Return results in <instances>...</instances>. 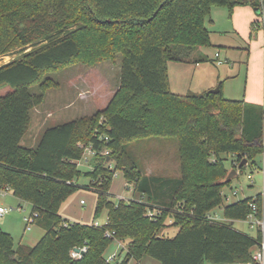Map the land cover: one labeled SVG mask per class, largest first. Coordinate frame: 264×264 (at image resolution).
I'll return each instance as SVG.
<instances>
[{"label":"trees","instance_id":"obj_1","mask_svg":"<svg viewBox=\"0 0 264 264\" xmlns=\"http://www.w3.org/2000/svg\"><path fill=\"white\" fill-rule=\"evenodd\" d=\"M264 10V0H0V58L21 51L0 66V191H10L32 206L45 233L35 246L15 245L0 225V264H128L150 258L159 264L251 262L257 238L234 227L264 195L225 204L223 190L233 168L247 160L251 173L264 154V106L214 94H175L170 62H186L198 48L211 47L206 22L213 8ZM28 47H32L28 52ZM122 56L119 88L107 107L94 115L48 128L34 148L22 142L32 111L56 85L45 75L73 64L95 66ZM39 92L33 93L32 88ZM102 121V122H101ZM142 137L174 138L180 176L141 174L127 143ZM92 148L91 169L78 162ZM109 155H103L104 151ZM112 163L114 165H112ZM124 173L134 195L146 200H110L113 178ZM90 178L97 194L95 217L107 211L103 226L73 223L60 214ZM237 175V176H238ZM222 208L228 223L206 216ZM156 211L153 216L149 211ZM172 226L175 237L159 235ZM113 233L109 238L106 234ZM126 244L125 257L105 256L115 241ZM87 246L80 259L75 248Z\"/></svg>","mask_w":264,"mask_h":264},{"label":"rangeland","instance_id":"obj_2","mask_svg":"<svg viewBox=\"0 0 264 264\" xmlns=\"http://www.w3.org/2000/svg\"><path fill=\"white\" fill-rule=\"evenodd\" d=\"M229 17L231 16L228 9L213 8L206 22L213 45L195 49L188 55L186 62L169 63V79L170 84L172 83L171 90L173 93L180 95L203 94L218 87V83H222L225 98L244 100L247 88L248 90L249 88L256 90V86L251 82L249 83L247 79L246 53L244 51L243 53L242 51L229 53L219 47L220 44L218 43L221 40L218 31L223 29L226 31L227 29L232 32L230 29L232 23ZM255 28L256 30H263L260 17ZM226 36L228 39H233V35L228 34ZM257 39L261 41V35ZM31 48L28 47L26 51L28 52ZM217 52L221 53L224 62L222 66L212 61ZM20 53L21 51H18L1 57L0 66L14 60ZM121 62L122 56L119 55L114 62L107 60L95 66L73 64L47 73L45 78L51 80L56 87L47 90L44 103L32 111L31 128L22 145L35 147L48 128L92 116L97 111L106 108L119 88ZM7 91L8 88L0 93ZM32 92L38 93L39 88L33 87ZM126 148L139 164L142 175L180 176L179 146L176 139L142 137L127 143ZM90 157L86 155L82 161L78 162L79 169L83 174L91 169ZM233 160V157L229 156L225 161L229 173L233 170ZM112 165L114 164L112 163ZM258 176L260 175L257 171L251 174V171L246 169L242 174L235 177L232 183L223 190L225 204H233L245 198L256 196L260 185V177ZM90 184V178L82 175L76 182L77 191L62 205L60 213L63 218L73 223L92 225L98 222L100 226H103L107 223V211L104 210L98 217H95L97 194L90 187ZM233 192H237V194L234 195ZM132 199L146 200L139 194L134 195V185L126 182L122 171H117L111 185L110 200L117 204L122 200ZM0 206L13 209L9 214L0 217V225L2 227V223L10 224L15 230L16 235L12 234L11 236L16 246L21 241H23L22 244H26V239L30 235L38 234L40 237L41 233H44L36 224L32 225V231L26 230L24 217L32 215L31 205L16 198L12 192L6 191L5 194L0 192ZM153 213L156 214L157 212L154 211ZM212 213L223 218L222 208H217ZM166 223L169 227L162 229L159 235L169 238L175 237L179 229L172 226L171 220H167ZM234 227L252 237L256 236V231L245 222H236ZM119 243L125 248L124 251ZM126 249V244L117 240L109 246L105 256L120 255L123 251L124 253L120 257V260H123ZM153 262L150 258H144L139 264H159L157 261Z\"/></svg>","mask_w":264,"mask_h":264},{"label":"crops","instance_id":"obj_3","mask_svg":"<svg viewBox=\"0 0 264 264\" xmlns=\"http://www.w3.org/2000/svg\"><path fill=\"white\" fill-rule=\"evenodd\" d=\"M229 19L232 23L231 28H230L232 32H229L227 29L226 31H224V29L222 31L221 30L218 31V34L220 35V40H221L218 43L220 44L219 47L223 51H226L229 53H233L235 51H242V53L244 51V53H246L247 79L249 83L251 82L254 86H256V90L255 89L252 90L250 88L248 90L247 88L245 99L238 100V101H244L245 103L252 104V105L264 106V33H263V30L262 31L256 30L255 28L256 23L259 20V16L257 15L256 11L251 6H244V7H236L233 10V13L231 17H229ZM228 34L233 35V39L232 38L228 39L226 36ZM260 35L262 37L261 41L257 39L259 38ZM211 43L213 45L212 36H211ZM212 61L219 66H222L224 64V62L222 61L220 52H217L215 54V58ZM168 68H169V65H168ZM219 85L220 83H218V87ZM170 88L172 89V83L170 84ZM31 124H32V118H31ZM27 148H34V147H27ZM257 162H258L259 168L256 171L260 175L258 176L260 177V181H259L260 185L256 193L257 195H264V154L257 157ZM233 165L234 163H232V169H234ZM256 196H253V197H256ZM237 222H244V221H237ZM2 228L7 233L11 235L12 234L16 235V233H14L15 230L11 227L10 224L2 223ZM39 229H41L45 233V231L41 227H39ZM30 231H32V229ZM44 233H41L42 235H40V237H38L39 236L38 234L30 235L26 239L27 240L26 244H22L23 241H21L19 245L35 246L38 243V241L41 239V237L44 235ZM153 263H155V261Z\"/></svg>","mask_w":264,"mask_h":264},{"label":"built area","instance_id":"obj_4","mask_svg":"<svg viewBox=\"0 0 264 264\" xmlns=\"http://www.w3.org/2000/svg\"><path fill=\"white\" fill-rule=\"evenodd\" d=\"M259 17H260V21H262V23H263V33H264V10L262 11L261 16H259ZM86 155L93 157L95 155V152L93 151L92 148H87L85 156ZM103 155H109V151H107V150L104 151ZM86 162H87V160H86ZM1 193L5 194L6 191H1ZM236 194H237V192H234V195H236ZM12 211H13L12 208L0 207V217H4L5 215L9 214ZM153 212L154 211L150 210L149 215L153 216L154 215ZM37 217H38L37 214H32L31 216L24 217V221L26 222V230L27 231H30L32 229V225H34L36 223ZM206 219L210 222H213V223H228V221L226 219L221 218L220 216L213 214L212 212L206 216ZM244 222L246 224H248V226L251 229H254L256 231L255 238H257V244L253 248L252 261L251 262H245V263L237 262V263H231V264H264V212L263 211L260 212V209L257 206V204H252V211L247 216V218L244 220ZM95 225L100 226V224L98 222H96ZM106 236L111 238V237H113V233L108 232L106 234ZM121 247H122V250H125V248L122 245H121ZM77 249H79V251H76ZM86 252H87V246H83L82 248H75L74 250L71 251V257L74 259H80L83 257V255ZM119 257H120V255H117V254L110 255L109 257H107V262L113 263ZM128 264H139V263H137V262L132 263V261H129Z\"/></svg>","mask_w":264,"mask_h":264},{"label":"water","instance_id":"obj_5","mask_svg":"<svg viewBox=\"0 0 264 264\" xmlns=\"http://www.w3.org/2000/svg\"><path fill=\"white\" fill-rule=\"evenodd\" d=\"M256 13H259V10H255ZM209 92L214 93V94H218L220 92V88L217 87L215 89L210 90ZM247 165V160H244L239 166H238V170H241L244 166ZM238 170L233 169L231 173H229L228 175V180H233L235 177H237L238 175ZM76 251H79V249H77Z\"/></svg>","mask_w":264,"mask_h":264}]
</instances>
